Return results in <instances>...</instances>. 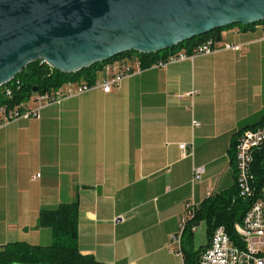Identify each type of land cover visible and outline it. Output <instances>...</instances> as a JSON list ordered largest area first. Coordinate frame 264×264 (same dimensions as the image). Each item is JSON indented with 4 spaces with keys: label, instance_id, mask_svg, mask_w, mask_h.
I'll list each match as a JSON object with an SVG mask.
<instances>
[{
    "label": "crops",
    "instance_id": "1",
    "mask_svg": "<svg viewBox=\"0 0 264 264\" xmlns=\"http://www.w3.org/2000/svg\"><path fill=\"white\" fill-rule=\"evenodd\" d=\"M218 35L210 55L0 126V247L49 245L40 210L77 199L81 253L102 264H182L169 244L186 204L233 186L231 142L264 118V25ZM104 78L100 68L96 81ZM194 168L203 170L196 182Z\"/></svg>",
    "mask_w": 264,
    "mask_h": 264
},
{
    "label": "water",
    "instance_id": "2",
    "mask_svg": "<svg viewBox=\"0 0 264 264\" xmlns=\"http://www.w3.org/2000/svg\"><path fill=\"white\" fill-rule=\"evenodd\" d=\"M261 21L264 0H0V87L36 61L74 74Z\"/></svg>",
    "mask_w": 264,
    "mask_h": 264
},
{
    "label": "trees",
    "instance_id": "3",
    "mask_svg": "<svg viewBox=\"0 0 264 264\" xmlns=\"http://www.w3.org/2000/svg\"><path fill=\"white\" fill-rule=\"evenodd\" d=\"M256 24L264 25V21ZM256 24L248 26L236 24V26L247 29ZM234 26L215 29L206 35L193 38L156 54L144 55L126 52L74 74L60 73L50 68L43 61H36L27 65L10 83L0 87V108L10 110L20 107L26 104L33 95L57 89L68 82L94 83L101 66L116 59L135 56L139 57L144 65H150L158 59L165 58L167 54L181 49L190 51L207 40H212L216 44L220 40L218 35L220 31ZM7 91L10 92L9 96L6 95ZM262 125H264V118L257 124L245 127L234 136L236 138L232 140L229 148V152L232 154V165H234V146L238 136L245 130H253ZM263 165V156L257 153L253 165L254 172L260 174L263 171ZM247 208L248 202L239 197L235 180L229 189L219 193L214 198L203 201L195 211L194 217L186 223L182 232L180 244L182 264H198L200 253L207 247L212 231L217 227H223L229 237L233 239V226L241 223ZM78 211L77 199L70 203H61L51 210H40L37 227L51 231V243L47 246H33L26 242L8 243L0 247V264H102L92 255L83 254L78 249ZM201 222L206 225L207 243L199 249L193 250L191 227H196Z\"/></svg>",
    "mask_w": 264,
    "mask_h": 264
},
{
    "label": "built area",
    "instance_id": "4",
    "mask_svg": "<svg viewBox=\"0 0 264 264\" xmlns=\"http://www.w3.org/2000/svg\"><path fill=\"white\" fill-rule=\"evenodd\" d=\"M212 40L197 45L190 51L177 50L167 54L165 58L158 59L150 65H144L139 57L116 59L102 65V72L107 78L88 84L83 81L68 82L61 87L46 93L35 94L32 101L37 105L31 108L28 103L10 110L0 108V126L18 119L38 118L39 110L45 106L59 104L91 90H101L109 93L119 87L125 78L140 74L147 69H164L168 65L191 60L197 56L210 55L220 49ZM222 48L231 51H240L238 45H223ZM109 76V77H108ZM9 96L10 92L7 91ZM194 126L197 123L193 124ZM189 145L182 143L178 148L187 151ZM260 153L264 162V125L242 132L234 146V174L235 184L239 197L248 202V208L241 223L234 224V237L231 239L223 227L212 231L208 245L199 255L198 264H264V165L260 174L254 172L255 155ZM203 174L202 168L192 170V182L199 181ZM197 207L186 204L185 213L181 218L178 231L172 235L169 248L177 244L181 254L182 232L186 223L194 217ZM195 227H191L193 232Z\"/></svg>",
    "mask_w": 264,
    "mask_h": 264
},
{
    "label": "rangeland",
    "instance_id": "5",
    "mask_svg": "<svg viewBox=\"0 0 264 264\" xmlns=\"http://www.w3.org/2000/svg\"><path fill=\"white\" fill-rule=\"evenodd\" d=\"M236 26V25H235ZM102 71V66H101ZM193 250L199 249L201 246L206 245L207 239H206V225L204 222L199 223L195 230L193 231ZM175 252H179V247L177 244L173 245Z\"/></svg>",
    "mask_w": 264,
    "mask_h": 264
}]
</instances>
